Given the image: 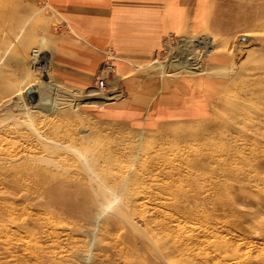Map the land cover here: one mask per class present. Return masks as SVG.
I'll return each mask as SVG.
<instances>
[{
	"label": "rangeland",
	"instance_id": "obj_1",
	"mask_svg": "<svg viewBox=\"0 0 264 264\" xmlns=\"http://www.w3.org/2000/svg\"><path fill=\"white\" fill-rule=\"evenodd\" d=\"M240 1L246 18L226 12L222 30L150 64L220 77L197 116H124L118 92L40 73L27 55L28 79L0 100V264H264V0ZM53 26L43 11L29 52ZM180 226L215 246L200 252Z\"/></svg>",
	"mask_w": 264,
	"mask_h": 264
},
{
	"label": "crops",
	"instance_id": "obj_2",
	"mask_svg": "<svg viewBox=\"0 0 264 264\" xmlns=\"http://www.w3.org/2000/svg\"><path fill=\"white\" fill-rule=\"evenodd\" d=\"M4 1L8 4L0 7V100L28 79L27 55L32 45L43 41L45 11L54 26L42 51L55 76L89 88L104 75V89L119 93L113 103L124 116L157 120L201 114L221 84L214 73L150 69L166 52V38L188 37L206 28L220 31L226 12L246 18L251 11L240 0ZM108 62L113 66L110 72L104 70Z\"/></svg>",
	"mask_w": 264,
	"mask_h": 264
},
{
	"label": "built area",
	"instance_id": "obj_3",
	"mask_svg": "<svg viewBox=\"0 0 264 264\" xmlns=\"http://www.w3.org/2000/svg\"><path fill=\"white\" fill-rule=\"evenodd\" d=\"M196 40L192 37H185V36H168L166 38V50L169 49L171 46L175 47L177 49H181L182 51H185V48L189 46L190 44H195ZM30 66L33 70H36L40 73H47L49 70L47 58L43 55V51L39 48H33L30 51ZM112 64L106 63L104 65V70L106 72H110L112 70ZM105 84V76L104 75H98L96 79V86L94 87L98 92L102 91L104 89Z\"/></svg>",
	"mask_w": 264,
	"mask_h": 264
},
{
	"label": "bare ground",
	"instance_id": "obj_4",
	"mask_svg": "<svg viewBox=\"0 0 264 264\" xmlns=\"http://www.w3.org/2000/svg\"><path fill=\"white\" fill-rule=\"evenodd\" d=\"M195 40V39H194ZM186 51V50H185ZM189 57H185V60H184V62H186L187 61V63H189ZM192 62V61H191ZM190 64V63H189ZM44 86H47V85H44ZM44 88V87H43ZM95 89V88H94ZM91 92H93L94 94H98V91L97 90H91ZM91 94V93H90ZM99 94H101V92L99 93ZM101 96V95H100ZM98 97V96H97ZM102 97V96H101ZM40 108V107H39ZM261 172V171H260ZM264 176V175H263ZM256 178H257V180H259V181H261L263 184H264V177L263 178H261V176L260 175H256L255 176ZM240 206V205H239ZM146 212V211H145ZM176 218V217H175ZM172 219H173V221H175V222H177V220L176 219H174L173 217H172ZM208 228V227H207ZM190 229V231H192V232H195L196 234H197V236H196V239L197 238H199L198 239V242H199V245H200V247H199V251L200 252H202V253H206V248H207V246H210V244H211V246H215V244L212 242H207L206 240H205V237H206V234H207V230L208 229H206V228H202V227H184V226H180L179 227V231H180V237H182V241H184V242H188V241H191L192 242V239H193V236H191V234H188L187 233V231ZM209 231V230H208ZM210 232V231H209ZM187 233V234H186ZM217 235V234H216ZM213 237V236H212ZM207 238V237H206ZM181 239V238H180ZM211 239H213V238H211ZM214 239H215V237H214ZM218 239V238H217ZM219 240V239H218ZM222 240H224V239H222ZM182 241H180V242H182ZM209 241H210V239H209ZM212 241H214V240H212ZM226 241H228V240H225V242ZM184 242H182V243H184ZM215 242V241H214ZM224 242V247L222 248V250L224 249V248H227V249H230L231 248V246H232V244H231V246L229 247V245L230 244H226ZM236 243H238V242H236ZM181 244V243H180ZM241 243H238L237 244V246H239ZM219 245V244H218ZM235 245V244H234ZM223 246V245H222ZM220 247V246H219ZM233 247V246H232ZM217 248V247H216ZM211 250H212V248H210ZM219 249V248H218ZM226 249V250H227ZM220 250V249H219ZM225 250V251H226ZM224 251V250H223ZM228 251V250H227ZM226 251V252H227ZM230 251V250H229ZM169 252V251H168ZM216 252H218V251H216ZM216 252L215 253H213V255L214 254H216ZM220 252H222V251H220ZM237 252V250H236V248L234 249V253H236ZM232 253V252H231ZM201 253H199V255H200ZM210 254H211V252H210ZM225 254V253H224ZM224 254H223V257H224ZM167 255L169 256V253H167ZM181 255V256H180ZM186 254L183 252L182 254H179V257H180V260L179 261H181L182 259H183V257L185 256ZM203 256H204V254H202ZM206 255V254H205ZM220 255H222V254H220ZM203 256H200V257H203ZM207 256V255H206ZM227 256H229V254H228V252H227ZM226 256V257H227ZM186 257V256H185ZM230 257V256H229ZM208 258V257H207ZM220 258V257H219ZM234 258V257H233ZM231 259V258H228V260H226V261H224L223 262V264H234L235 262L233 261V260H236L235 258L234 259ZM201 259V258H200ZM202 261H203V258L201 259ZM208 260V259H207ZM238 261V260H237ZM241 261V260H240ZM201 262V261H200ZM208 262V261H207ZM239 262V261H238ZM216 264H218V263H216Z\"/></svg>",
	"mask_w": 264,
	"mask_h": 264
},
{
	"label": "water",
	"instance_id": "obj_5",
	"mask_svg": "<svg viewBox=\"0 0 264 264\" xmlns=\"http://www.w3.org/2000/svg\"><path fill=\"white\" fill-rule=\"evenodd\" d=\"M34 88H35V85L32 84V85L30 86V89L33 90Z\"/></svg>",
	"mask_w": 264,
	"mask_h": 264
}]
</instances>
